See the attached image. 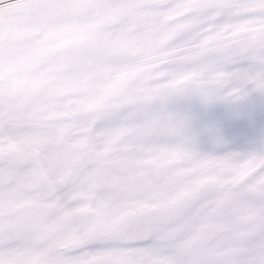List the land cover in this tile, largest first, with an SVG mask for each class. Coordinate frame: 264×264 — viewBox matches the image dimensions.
Returning a JSON list of instances; mask_svg holds the SVG:
<instances>
[{
	"label": "snow or ice",
	"instance_id": "snow-or-ice-1",
	"mask_svg": "<svg viewBox=\"0 0 264 264\" xmlns=\"http://www.w3.org/2000/svg\"><path fill=\"white\" fill-rule=\"evenodd\" d=\"M0 264H264V0H0Z\"/></svg>",
	"mask_w": 264,
	"mask_h": 264
}]
</instances>
